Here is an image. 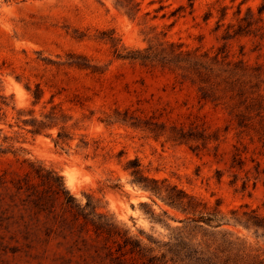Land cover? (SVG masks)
Masks as SVG:
<instances>
[{
	"label": "rangeland",
	"instance_id": "1",
	"mask_svg": "<svg viewBox=\"0 0 264 264\" xmlns=\"http://www.w3.org/2000/svg\"><path fill=\"white\" fill-rule=\"evenodd\" d=\"M139 1L141 11L131 19L116 8V0H0V108L6 115L0 122V148L12 147L15 153L0 152V264H163L166 250L148 240L167 242L170 231L152 223L148 214L155 211L173 227L182 224L169 221L164 211L171 218L185 217L160 201L155 205L148 193L130 184L123 166L135 158L149 176L167 179L210 206L220 202L226 214L248 206L264 217V137L253 131L239 134L228 112L229 98L223 96L218 107L201 102L192 82L168 68L120 59L107 41L113 37L132 50L166 43L189 50L226 47L233 59L261 66L264 79V30L224 39L241 4L243 15L248 8L257 15L264 0ZM222 7L229 9L228 17L218 30ZM37 84L44 90L37 113L53 101L72 117L69 125L77 126L68 129L74 136L70 148L55 146L57 129L33 136L18 127L17 111L33 109L28 88L33 91ZM3 97L9 107L2 105ZM126 115L141 127L122 124ZM175 128L198 138L196 129H206L211 141L176 143L171 139ZM83 137L92 145L89 152L77 149ZM26 159L59 172L83 204L87 196L100 199L122 229L155 252L131 254L122 242L113 244L33 211L16 187L30 171ZM227 228L232 238L207 228L205 240L222 245L231 239L227 249L233 264H256L257 257L264 261L262 232Z\"/></svg>",
	"mask_w": 264,
	"mask_h": 264
},
{
	"label": "trees",
	"instance_id": "2",
	"mask_svg": "<svg viewBox=\"0 0 264 264\" xmlns=\"http://www.w3.org/2000/svg\"><path fill=\"white\" fill-rule=\"evenodd\" d=\"M141 4L139 0H116L115 2L116 8L131 19H135L140 13ZM228 10L227 7L220 9L218 30L223 27V22L228 17ZM263 15L264 4L259 7L257 15L251 8H248L243 15L241 4L233 16L235 23L230 22L226 27L224 39L257 36L264 30L261 26L264 24ZM210 17L212 13H208L207 20ZM107 41L112 44L115 54L120 59L137 62L145 67L168 68L178 77L180 76L182 81L192 82L198 88L201 102L218 107L224 101V97L229 98L228 112L232 121L237 124L239 134L253 131L264 137V79L261 66H252L243 59H233L226 47L204 51L201 47L189 50L184 44L166 43L157 48L150 45L143 50H132L124 46L120 47L113 37L108 38ZM28 91L33 96V109L17 111L16 119L20 130L33 136H40L48 135L49 132L57 129V136L53 140L55 146L70 148L74 136L68 129L77 127L75 124L69 125L72 117L53 101L49 103V108L48 104H45L37 113L35 108L41 104L44 90L37 84L35 90L32 91L29 87ZM2 105L9 107L5 97L2 98ZM2 110L0 108V122L6 117ZM120 122L136 129L141 127L131 122L128 115ZM196 130L195 132L201 134V138L188 134L184 129L175 128L176 136L171 139L180 144L211 141L205 134L206 129L201 132ZM2 131L0 129V132ZM11 149L12 147L3 151L0 148V152L15 154ZM77 149L89 152L92 145L83 137ZM98 149V147L94 149L96 155ZM122 155L121 153L119 157ZM236 159L237 156L234 158V163L237 162L239 167H242V161ZM23 162L28 164L30 171L17 180L16 187L20 193L23 192L26 195L28 205L33 211L51 216L55 220L62 219L73 228L92 231L97 237H104L113 244L122 242L124 247H129L131 254L137 252L141 256V251L155 252L153 247H144L143 240L122 229L116 218L100 205V199L87 196L86 203L83 204L67 188L64 177L59 172L38 162L27 159ZM123 170L129 174L130 184L148 193L155 205L157 201H160L185 217L184 219L171 218L168 212L164 211L163 215L169 221L182 224L181 227H173L169 222L161 220L162 215H157L155 211L148 214L152 223L165 224L170 231L167 242L160 244V242L148 240L149 244L166 250V254H162L161 263L163 264H169V262L172 264H187L186 262H189L188 264H233L231 253L227 249L232 240L223 239L222 245L216 239L209 242V238L205 240L209 237L205 231L207 228L216 230L218 236L232 238L227 227H243L247 230L262 232L264 237V217L259 215L257 210L242 206L226 214L222 211L220 202L210 206L167 179L149 176L138 158L129 160L123 166ZM114 188H118V185ZM246 189L247 183L244 182L243 191ZM168 257L169 260H167ZM155 259L160 260L154 256ZM256 264H264V261L257 257Z\"/></svg>",
	"mask_w": 264,
	"mask_h": 264
},
{
	"label": "bare ground",
	"instance_id": "3",
	"mask_svg": "<svg viewBox=\"0 0 264 264\" xmlns=\"http://www.w3.org/2000/svg\"><path fill=\"white\" fill-rule=\"evenodd\" d=\"M71 174V173H70ZM69 176V175H68ZM69 181H70V183L73 185V177L72 176H69Z\"/></svg>",
	"mask_w": 264,
	"mask_h": 264
}]
</instances>
